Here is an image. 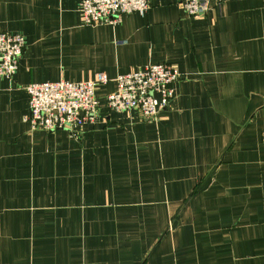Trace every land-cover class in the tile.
I'll list each match as a JSON object with an SVG mask.
<instances>
[{
    "label": "crops",
    "instance_id": "0c3cea01",
    "mask_svg": "<svg viewBox=\"0 0 264 264\" xmlns=\"http://www.w3.org/2000/svg\"><path fill=\"white\" fill-rule=\"evenodd\" d=\"M79 0H0L25 50L0 79V264H264L261 0H148L144 15L83 26ZM179 73L155 119L115 113L113 80ZM105 74L97 120L32 129L25 87Z\"/></svg>",
    "mask_w": 264,
    "mask_h": 264
},
{
    "label": "built area",
    "instance_id": "2783aa9c",
    "mask_svg": "<svg viewBox=\"0 0 264 264\" xmlns=\"http://www.w3.org/2000/svg\"><path fill=\"white\" fill-rule=\"evenodd\" d=\"M207 2L180 0V6L187 16L196 18L206 12ZM261 3L264 9V0ZM78 11L83 26L116 25L126 15L146 14L148 0H79ZM25 47L22 36L0 32V79H13ZM178 78V71L164 64L119 75L113 80L115 90L105 97L106 106L115 113L137 110L142 117L155 119L171 101L172 86ZM109 82L101 74L95 80L78 83H31L25 87L26 121L32 129L50 132L94 123L99 107L96 92Z\"/></svg>",
    "mask_w": 264,
    "mask_h": 264
}]
</instances>
